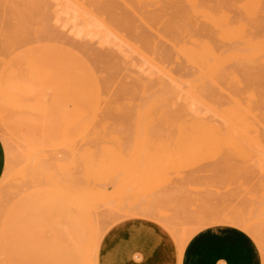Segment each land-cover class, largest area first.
Returning <instances> with one entry per match:
<instances>
[{
	"label": "rangeland",
	"instance_id": "rangeland-1",
	"mask_svg": "<svg viewBox=\"0 0 264 264\" xmlns=\"http://www.w3.org/2000/svg\"><path fill=\"white\" fill-rule=\"evenodd\" d=\"M62 1L0 0V140L5 152V167L0 179V264H96V261L98 264H125L127 258H130L131 262L135 261L141 264L145 260L142 258L146 254L145 252L151 246L154 249V245L156 247L154 253L157 256L159 250H163L160 257H163L164 264H176L178 256L174 239L165 231L161 235L162 238L155 240L152 235V230L158 224L154 221L162 224L178 240L180 257L182 256L186 243L200 230L212 226H231L244 232L254 241L259 251L261 264H264V151H261V148H258L260 150L257 149L256 151L257 146H261L262 148L264 146V129L259 131V127H257V122L261 119L262 112L257 93L258 82L249 83L244 79L234 81L226 79L214 80V83L210 80L208 83V79H199L200 83L198 79L184 77L185 79L182 78V80H179L180 83L179 81H175V86L178 88L176 90V87H173L174 85L170 86L173 81L159 78L155 74V69L152 66L149 67V63L148 68L154 72L150 69H148L150 70L148 72L146 68L147 62L136 55L126 44L122 43L119 38V36L123 35L126 40L133 41L134 35L132 36L126 30L119 27L115 30L118 31V34L120 32L119 35L108 29L107 24L111 25V23H114L118 25V20L113 18L118 19V12L121 14L125 11L122 3L119 5L117 2L118 7L115 4L114 13L116 15L114 14L113 18L110 17L113 15L103 18V23L106 24L107 28L98 25L99 27H94L93 30L92 26L86 25L87 22L70 8V4L67 1ZM64 1L68 4L66 5ZM177 1L178 6L183 1L184 3L181 6L184 5V7L188 8L187 10L186 8L183 9L187 12L191 11L189 6L185 4V0ZM206 1L202 0L201 2L214 6L218 11L232 19H242L249 23L251 29L254 28L252 29L253 31L256 33L259 32L258 34L264 33V0H238L239 2L236 0H226L227 2L225 0H223L224 2L222 0ZM246 1L248 5L251 4L250 7H248ZM253 4L256 9L253 7ZM247 8L252 10L250 14H248ZM148 12L150 14H158L157 9L154 7H150ZM235 15L238 16L236 17ZM45 21L47 22L45 23ZM193 21L194 18L191 22ZM89 28L91 31L88 30ZM139 28L141 29L139 31H144L143 33L148 34L152 39V35L147 28L145 29L144 27L143 29L140 24ZM117 36L118 38H116ZM158 46L162 50V46L160 44ZM39 48H45L47 51L41 49L42 52ZM37 50L42 52L39 55L43 58H39L37 54L40 52ZM44 52H52V54H43ZM53 52L56 54L53 55ZM57 53L61 54L60 56L66 62L65 64H68V67L65 66L66 73H63L65 74L64 79L62 78L66 83L63 84L64 87L62 88L65 90L64 94L63 92L61 93L63 97L59 94L54 97L52 86L47 80L49 78L48 74L58 68L55 61L56 58H59ZM63 55L65 57L67 56L66 58L69 57L68 61L69 59L73 61L69 63ZM122 60L126 66H123ZM41 61L49 64L47 68H43L45 63L42 62L43 65ZM69 64L73 66L70 68ZM86 64L88 66L92 65L90 68L93 72L95 71L94 73L97 72L95 74L97 76L95 84L97 86L99 84V86L98 89L96 88V91L94 90L96 96H92L93 99L94 97L96 98L95 102L94 100H90L92 97L86 95L88 93L90 95L93 93L94 95V91L91 92L88 89L89 87L86 86L88 83V80L85 81L86 75H84L86 74L85 71H87V67L84 70V65ZM116 64L121 67H117L119 70L116 69ZM174 66L177 69L179 67L178 65ZM113 68L116 70H113ZM126 70L127 73H125ZM140 70L143 71V73L141 71L142 76L139 72ZM117 71L118 73L120 72L119 74L117 73L119 76L117 74L114 75ZM144 71L148 73L146 72L144 74ZM150 72H153L155 76L153 74L151 75ZM129 73L134 74L131 75L133 77L129 76ZM82 74L84 79L81 77ZM125 75H127V78L122 77ZM134 76L137 77L135 78ZM76 78L80 80H76ZM104 78H107V81L106 79L105 81L108 83L105 84L103 82V84L105 85L104 87H109V91L107 90L108 88H105L108 93L103 91L104 87H102V82L98 83L100 80L97 81V79L104 80ZM142 78L145 80L143 81ZM132 79L135 80L132 81ZM45 81L47 82L45 83ZM182 82L187 85H185L188 87L187 89L185 88L187 92H193H189L187 95L185 91L184 95L186 94V96L183 95L184 97L182 96V99L179 100L178 97H181V94H176L175 90L181 92L182 89L181 93L184 92V84ZM101 84L102 86H100ZM111 84L113 85L112 87ZM127 84L130 87L132 86V89L128 87L124 88ZM189 84L193 89L189 90L191 88ZM215 84L218 88H216ZM83 85L88 87L85 90L89 92L82 90L85 88ZM115 85H117L118 93L123 94L117 93V90L114 89V87L116 88ZM121 85L123 86L119 89ZM138 85L141 87L136 90ZM167 86L171 88L168 89ZM45 88L47 89L46 92H49L47 93L48 95L44 92ZM165 88H167L166 91L175 88L171 92L173 91V95L177 97H174L171 93L170 96L164 90ZM124 90L128 94H124ZM154 91L156 93L152 94L151 92ZM158 92L161 94L164 93V96L157 94ZM49 94L52 95L49 96ZM79 94L85 97L88 96L86 99L92 101L89 104L93 106L92 108L94 110H90L91 106L90 109L88 108V100L85 102L88 105L83 103L84 100L82 99L84 97L79 96ZM97 94L99 96L106 95L101 96L102 99H100ZM58 96H60V101ZM189 96L193 99L197 96L194 100L195 103L188 101L190 99ZM56 97L62 103L59 107L63 105L65 107H63V111L60 109L61 113L57 111L59 110L58 108L56 110L54 108L55 104L57 106L56 99H54ZM46 98H50L49 103L54 102V112L57 111L61 115L60 119L57 117L59 115H57L56 120H60L62 125H60V121L58 120V122H49L50 116L47 117L48 120L45 117L49 115L47 114L49 113L47 112L48 109L53 111L51 108L52 104H50L51 106L49 108L48 101H44ZM63 100L65 103H63ZM235 100L238 101L236 102ZM150 103H155L154 105L152 104L154 107L152 105L150 106ZM82 104L90 110L91 115L89 111L87 113V108L83 110L85 107ZM203 104L211 106V110L218 112V116L226 115L223 114L224 112L227 115L230 114L231 111L228 112L229 109L226 110L227 107L233 109L232 107L236 106L234 109L238 110L235 111L233 109L232 114L229 115V117H232L229 119L236 120L235 117L237 116L238 118L237 114L239 112L241 115L244 114V117L242 116L241 118L244 123L240 124L236 120L238 123L234 121L233 125L235 124L236 126H229L230 129L234 127L238 131L241 128L237 129V127L247 124L246 126L249 125L251 127L247 129L248 127L246 128L245 126V129H247L246 135L241 131L240 133H238L239 131L235 133L238 134L241 140L245 135V140L251 136L252 143H254L253 138L255 139L257 137V139H263L262 142L261 140L257 142L256 139L254 143L256 148H254L255 146L252 147L254 148L253 151L251 148L249 150V147L246 145V140L245 144L241 143L247 147L243 149L253 152L239 153L240 151L235 152V149L228 146L229 141L225 137V142H222L217 137L219 140L217 143H223H220L223 148L220 146L221 149L218 151L213 150L215 143L211 145L212 152H208L209 148L206 151L203 149V144L208 142L201 141L199 144L201 147L195 146L200 148V150L196 149L198 152L194 151L199 154L184 153L183 144L187 148L185 149L187 152L189 149L186 145H188L190 137L187 141L186 139L182 140L181 136H183L182 134L185 130L191 134V129H189L191 127L189 125H193L191 123H194L198 128L199 125L201 127L203 126V122L202 124L199 123L202 120L204 122L205 120H209L207 121L209 123L210 121L215 122L218 118L216 114L215 116L213 115L214 112L211 110L209 111V115L206 112L209 109ZM150 107L151 109L149 110ZM95 109H98L97 112ZM137 109L139 111L138 114ZM140 109H143L142 111L144 112L140 111ZM202 110L206 113L203 114ZM65 111L68 113L66 114ZM145 111H147L146 114ZM245 112H248L249 116ZM140 113H144V116L141 114L143 117H140ZM198 114H201L203 117ZM193 115L198 119L193 120ZM52 116L54 115H51V118L55 119V116ZM62 116L66 118H62ZM88 116L90 118H87ZM211 116L212 118H210ZM221 116L219 118L223 117ZM213 117L216 118L215 121ZM253 117L256 118V123ZM219 118L218 121L229 123L228 118L225 117V120H220ZM226 119L228 120L226 121ZM83 120L85 124H83ZM142 120L143 122L141 124ZM163 120L164 122H162ZM191 120L197 121L199 124ZM94 121L95 124L93 123ZM58 123L60 125L59 127H63L62 129L57 128ZM102 123L103 125L104 123L106 124L104 129L102 128ZM184 123H189V131L186 128L187 125ZM219 123L217 121L214 124L212 123V127L214 128L217 125L218 127L223 126L225 128L227 125L232 124L229 123L226 125L224 123V125H221ZM138 124L143 126L141 127ZM148 124H151L150 127ZM181 125L185 126H183L182 130L180 128L178 130L177 126L180 127ZM89 126H92L93 129ZM259 126L261 128L260 124ZM206 127L209 130L211 128L209 125ZM229 127L227 126V130L230 131ZM47 128L53 131H47ZM72 128L73 130L75 129V132L77 131L75 134H73ZM144 130L145 132H143ZM227 130L225 128L224 131ZM229 131L222 132V135L223 133L226 136L227 133L230 135L234 134V131L232 134ZM242 131L245 130L243 129ZM50 132L51 134L54 132L53 135L55 136L53 139L49 135ZM59 132H61V135L57 134ZM68 132V137H66ZM139 132L141 134L145 133L146 136L144 137ZM209 132L212 137L218 136L214 132L212 134V131ZM174 134L177 138H174ZM180 134L181 136H179ZM202 134L205 137L203 139H207V141L211 140V137L207 138L209 135L207 134L206 136L205 131ZM58 135L61 136L59 140ZM140 136L141 138H139ZM191 136L193 135L191 134ZM238 136L237 138H239ZM178 137L181 139L179 140ZM250 138L248 140L249 144H251ZM212 140L214 141V138ZM234 140L231 141L233 142ZM236 140L235 143H238V139ZM231 141L229 144L232 143ZM193 143L189 144L193 145ZM217 143L215 146L219 148V144ZM226 143L229 148L227 146L224 147ZM195 144L198 143L196 142ZM234 145L232 144L231 146L233 147ZM236 146L233 148H238L242 145ZM73 147L74 150H72ZM76 147L78 148L77 150ZM204 147H207V144ZM80 148L81 151L78 152ZM230 148L234 152H231ZM57 149L59 154L58 151H55ZM228 149L229 152H227ZM202 150H205V152L200 153ZM87 151L91 155H87L89 154ZM92 155L95 158H92ZM54 157L56 158V165H51L50 163L55 162ZM62 157L65 158L61 159ZM86 157L88 158L85 159ZM89 157L92 159H89ZM53 158L54 161H51ZM57 158L62 162L58 161ZM32 160L33 162H30ZM35 165L39 167L37 168ZM68 167H70V171ZM51 168L52 171H50ZM68 173L71 174L69 175ZM75 175L76 177H74ZM67 176L70 177L68 178ZM58 178L59 180L61 179V182L57 180ZM65 178L68 181L63 180ZM78 178L80 179L77 180ZM117 220L120 221L116 222ZM113 223L115 224L103 234ZM118 227L121 228V232L105 247L104 241L106 234L110 230ZM102 234L103 236L101 237ZM97 244V256L95 259Z\"/></svg>",
	"mask_w": 264,
	"mask_h": 264
},
{
	"label": "bare ground",
	"instance_id": "bare-ground-1",
	"mask_svg": "<svg viewBox=\"0 0 264 264\" xmlns=\"http://www.w3.org/2000/svg\"><path fill=\"white\" fill-rule=\"evenodd\" d=\"M62 1V0H61ZM65 1H67L69 4H70V8H72V10L74 11V12H76L77 13V15L79 14V16L80 17H82L83 19H84V21L85 22H87V24L86 25H90V26H92L93 27V30H94V27H96L97 28V26L99 25V26H103V27H106V24L105 23H103V18H105V16H109V15H113V16H110V17H114V9H115V4H117V6L116 7H118V3H119V5H120V3H122V5L124 6V8L123 9H125V11L123 12V13H121V14H119V12H118V15L119 16H117L118 17V19L117 18H113V19H115V20H118V25H116V24H114V23H111V25H109V24H107V27H108V29L111 31V32H115V33H117L118 34V31H115L116 30V28H121V29H124V30H126L129 34H131L133 37H134V40L133 41H129V40H126V38L122 35V36H119V38L121 39V41H122V43H124V44H126L133 52H135V54L136 55H138L139 57H141V59L142 60H144L145 62H147L146 64H147V66H146V68H147V70L148 69H150V68H148V63L150 64L149 65V67L150 66H152L153 67V69H155V74H157V76L159 77V78H161L162 80H169V81H173L172 83H171V85L170 86H173V87H176L175 85H176V82L175 81H179V80H182V78H195V79H198V82H200V80L201 79H208L209 81H208V83L210 82V80H212V83H214V80H226V79H230V80H240V79H244V80H246L247 82H249V83H256V82H258V89H257V93H258V96H259V100H260V104H261V107H262V112H261V119H259V121L257 122V120L255 121V119L256 118H254V121H255V123L257 122L258 123V125H257V127H259V131L262 129H264V33L263 34H258L259 32H255V31H253L252 29H254V28H252L251 29V27H250V25H249V23H247V22H245V21H243L242 19H232L231 17H229V16H227V15H225L224 13H221L220 11H218L214 6H212V5H210V4H205V3H203V2H201L202 0H185V4L187 5V6H189V8L191 9V11L190 12H187L186 10L188 9L187 7H184V5L183 6H181L184 2L182 1V4L180 5V6H178L177 5V0H65ZM64 1V2H65ZM206 1V0H205ZM223 1V0H222ZM226 1V0H225ZM236 1H238V0H236ZM248 1V0H247ZM246 1V3H247V5H248V2ZM63 2V1H62ZM118 2V3H117ZM207 2V1H206ZM211 2V1H210ZM224 2V1H223ZM222 2V3H223ZM227 2V1H226ZM239 2V1H238ZM263 2V1H262ZM66 3V2H65ZM68 3H66V5L68 4ZM264 3V2H263ZM217 5H218V3H217ZM247 5L246 4H244V6L245 7H247ZM250 5L251 4H249L248 5V7H250ZM264 5V4H263ZM255 5L253 4V7H254ZM259 6V5H258ZM257 6V7H258ZM150 7H154V8H156L157 9V13L158 14H150L148 11L150 10ZM253 7H251V9H253ZM62 8V7H61ZM120 8H122V7H120ZM183 8H186V10L185 9H183ZM255 8V7H254ZM248 9V14H250V12L252 11V10H250V8H247ZM256 9V8H255ZM263 9V8H262ZM117 10H118V8H117ZM155 10V9H154ZM246 10V9H245ZM233 11H234V9H233ZM255 11V10H254ZM67 13H69L68 11H67ZM75 13V14H76ZM117 13V12H116ZM72 14H74L73 12H72ZM72 14H71V16H72ZM69 15V14H68ZM116 15V14H115ZM236 16V15H235ZM238 16V15H237ZM236 16V17H237ZM74 17H76L75 15H74ZM79 17V18H80ZM194 18V21L193 22H191L192 21V19ZM78 19V18H77ZM109 19V18H108ZM83 21V22H84ZM112 21V20H111ZM47 21H45V23H46ZM115 22V21H114ZM44 23V24H45ZM115 23H117V22H115ZM140 25H142V27H143V29H144V27H145V29L147 28L148 29V31L150 32V34L152 35V39L149 37V35L148 34H144L143 32H141V31H139V30H141L140 28H139V24ZM81 24V23H80ZM98 26V27H99ZM91 27V28H92ZM106 27V28H107ZM46 28V27H45ZM258 29H260V28H258ZM89 31H91L90 30V28L88 29ZM261 30H262V28H261ZM260 31V30H259ZM264 31V30H263ZM148 32V33H149ZM260 32H262V31H260ZM113 34V33H112ZM117 34H115V35H117ZM119 34H120V32H119ZM118 34V35H119ZM46 36V35H45ZM40 37H41V35H40ZM43 38V37H42ZM116 38H118V36L116 37ZM115 38V39H116ZM118 40V39H117ZM160 44V46H162V50H160V48H159V45ZM123 46V45H122ZM124 47V46H123ZM145 48V49H144ZM41 49H43V48H41ZM40 48H39V50L40 51H42ZM44 50H46L45 48L43 49V51ZM38 51V50H37ZM36 51V52H37ZM40 51H38V52H40ZM42 51V52H43ZM47 51V50H46ZM131 51V52H132ZM37 52V53H38ZM42 52H40V53H38L37 55L39 56V58L41 57V58H43L42 56H40L41 55V53ZM49 53L50 54H52V52H48V53H46V52H44L43 54H47V55H49ZM40 54V55H39ZM54 54H56V53H54L53 52V55ZM58 54V53H57ZM36 55V57L38 58V56ZM59 55V56H58ZM58 55H56V56H58L59 58H56V57H54V58H56L55 59V61H56V64L58 65V68H56V66H55V68H56V70H54V71H52V73H49L48 74V77L50 78H48L47 80L49 81L48 83L52 86V90H53V94H54V97L56 96V95H61V93L63 92V94H64V92H65V90L64 89H62L64 86H63V84L65 83V81L63 80L64 78V75L65 74H63V73H66V71H65V66L66 67H68V64L66 65L65 63V61H64V59L62 58V56H60L61 54H58ZM63 57L65 58V60H67L68 61V58H66L64 55H63ZM36 58V59H37ZM63 59V61H62V59ZM51 59V58H50ZM38 60V59H37ZM43 60V59H42ZM46 60V59H45ZM47 60H48V58H47ZM52 60H54L53 58H52ZM39 61V60H38ZM59 61H61L60 63H59ZM73 61V60H71V59H69V63H71V62ZM78 61V60H77ZM81 61V60H80ZM108 61V60H107ZM126 61V60H125ZM43 61H41V63H42ZM50 62V61H49ZM48 62V63H49ZM79 62V61H78ZM89 62V61H88ZM87 62V63H88ZM43 63H45V62H43ZM42 63V64H43ZM77 63V62H76ZM90 63V62H89ZM109 63V62H108ZM122 63H123V60H122ZM122 63H121V65H122ZM125 63V62H124ZM123 63V64H124ZM141 63V62H140ZM52 64V63H51ZM55 64V63H54ZM65 64V65H64ZM73 64V63H72ZM91 64V63H90ZM145 64V63H144ZM44 65V64H43ZM46 65V66H45ZM45 65H44V67L43 68H47V65H49V64H47V62L45 63ZM53 65V64H52ZM63 65H64V67H63ZM75 65V64H74ZM78 65V64H77ZM87 65V64H86ZM86 65H84L85 66V68H84V70H86V67H87V71H85L86 72V74H84V75H86V80L85 81H87L88 83H87V85L86 86H88V87H86V86H84L83 85V87H85V88H83L82 90H84V92H86V91H88V90H85V89H90V91L91 92H93L94 90L96 91V88L98 89V86H99V84H98V86L95 84V79H96V77L97 76H95V74L97 73H94L93 72V70L90 68V66H92V65H90V66H86ZM108 65V64H107ZM106 65V66H107ZM117 65V64H116ZM173 65H178L179 67H178V69L175 67H173ZM69 66H70V64H69ZM71 66H73V65H71ZM71 66H70V68H71ZM113 66H114V64H113ZM123 66H126V64H124ZM41 67H42V65H41ZM52 67V66H51ZM63 67V68H62ZM121 68V67H119L118 65L116 66V69L117 70H119L118 68ZM49 68V67H48ZM54 68V67H53ZM53 68H51L52 70H53ZM69 68V69H70ZM75 68V67H74ZM134 68V67H133ZM146 68H145V70H146ZM40 69V68H39ZM67 69V68H66ZM76 69V68H75ZM81 69V68H80ZM83 69V68H82ZM115 68H113V70H114ZM115 69V70H116ZM68 70V69H67ZM73 70V69H72ZM122 70V69H121ZM121 70H120V72H121ZM139 70V69H138ZM144 70V69H143ZM150 70H152V69H150ZM150 70H148V72L150 71ZM68 71H70V70H68ZM81 71V70H80ZM100 71V70H99ZM98 71V72H99ZM141 71L142 70H140L139 72H140V74H141ZM153 71V70H152ZM75 72V71H74ZM84 72V71H83ZM113 72V71H112ZM119 72V73H120ZM122 72H124L123 70H122ZM147 72V71H146ZM145 71H144V74L146 73ZM147 72V73H148ZM154 72V71H153ZM153 72L151 73V75L153 74ZM118 73V71L117 72H115L114 73V75L115 74H117ZM118 73V74H119ZM125 73H127V70L125 71ZM132 73H133V71H132ZM142 73H143V71H142ZM80 74V73H79ZM83 74H82V76L81 77H83V79H84V76H83ZM117 74V76H119ZM122 74H124V73H122ZM130 74V73H129ZM143 74V75H144ZM155 74H153V76H155ZM81 75V74H80ZM131 75H134V74H130L129 76H131ZM150 75V76H151ZM139 77H141L142 76V74H141V76L140 75H138ZM153 76H152V79L154 80V78H153ZM72 77V76H71ZM112 77H114V76H112ZM121 77V76H120ZM122 77H126L127 78V75H125V76H122ZM121 77V78H122ZM131 77H133V76H131ZM130 77V78H131ZM135 78L137 77V76H134ZM63 78V79H62ZM73 78V77H72ZM120 78V79H121ZM145 78V77H144ZM158 78V79H159ZM184 78V79H185ZM62 79V80H61ZM66 79V78H65ZM79 79V78H78ZM77 78H76V80H78ZM105 79H106V81H107V78H104V80L103 79H97V81L98 80H100L98 83H101L102 82V84H103V82H105V84L106 83H108V82H106L105 81ZM157 79V78H156ZM195 79H193V80H195ZM200 79V80H199ZM76 80H74L75 82H76ZM80 80V79H79ZM113 80H114V78H113ZM117 80V79H116ZM131 80V79H130ZM135 80V79H134ZM133 79H132V81H134ZM142 80H143V78H142ZM145 80V79H144ZM143 80V81H144ZM162 80H160V81H162ZM62 82V86H61V82ZM85 81H84V84H85ZM205 81V80H204ZM47 81H45V83H46ZM74 82V83H75ZM186 82V81H185ZM197 82V81H196ZM195 82V83H196ZM228 82V81H227ZM73 83V82H72ZM78 83V82H77ZM80 83V82H79ZM97 83V82H96ZM179 83H180V81H179ZM201 83V82H200ZM208 83H207V85H208ZM66 84V83H65ZM89 84V85H88ZM102 84L100 85V86H102ZM110 84V83H109ZM132 84H134V83H132ZM144 84V83H143ZM152 84V83H151ZM153 84H154V82H153ZM163 84V83H162ZM182 84H184V82H182ZM196 84H199V83H196ZM75 85V84H74ZM78 85V84H77ZM120 85V84H119ZM131 85V84H130ZM169 85V84H168ZM186 84H184L183 85V87H184V92L183 93H181L182 92V89H181V92H178V91H176L178 88L176 87V90H175V93L176 94H178V93H180L181 94V97H178L179 98V100L180 99H182V96L184 95V93H185V91H186V94L188 93L189 94V92H193V91H189V92H187V90H185V88L187 89L188 87H186L185 86ZM190 85V84H189ZM251 85V84H250ZM255 85V84H254ZM105 85L103 84V86L102 87H104ZM113 85L111 84V87H112ZM116 86V88L114 87V89H116L117 90V93H118V89H117V85H115ZM122 86L123 85H121V87L119 88V89H121L122 88ZM136 86V85H135ZM149 86V85H148ZM148 86H147V88H148ZM155 86H156V84H155ZM193 86H194V84H193ZM196 86V85H195ZM215 86H216V84H215ZM101 87V88H102ZM129 88V89H132V86L130 87V86H128V84L126 85V87H124V88ZM139 87H141V86H139L138 85V87H137V89L136 88H134V89H136V90H138V88ZM151 87V86H150ZM181 87V86H180ZM190 87H191V85H190ZM68 88V87H67ZM70 88V87H69ZM73 88V87H72ZM105 88H108L107 90L109 91V87L107 86V87H104L103 88V91L106 93H108V91H106L105 90ZM123 88V89H124ZM167 88L169 89V88H171V87H168L167 86ZM167 88H165L164 90L166 91L167 90ZM216 88H218L217 86H216ZM74 89V88H73ZM146 89V88H145ZM173 89H175V88H173ZM173 89H171V90H173ZM190 89H193V87H191V88H189V90ZM202 89V88H201ZM220 89V88H219ZM11 90V89H10ZM46 88H45V90H44V92L46 93V95H48L47 93H49V92H46ZM48 90H50V89H48ZM62 90H64V91H62ZM76 90V89H75ZM81 90V89H80ZM113 90V89H112ZM126 90H128V89H126ZM171 90H169V91H166L167 93H171L172 95H173V91L171 92ZM221 90V89H220ZM241 90H242V88H241ZM61 91V92H60ZM67 91H69L68 89H67ZM72 91V90H71ZM95 91H94V95H93V93H91V95H90V93H88V94H86V95H88L89 97H92V96H96L95 95ZM98 92H99V90H97ZM101 91H102V89H101ZM110 91H111V89H110ZM121 92H123L122 90H120ZM125 91V90H124ZM157 91V90H156ZM156 91H154V92H151L152 94H155L156 93ZM180 91V90H179ZM224 91V90H223ZM223 91H221V92H223ZM60 92V93H59ZM89 92V91H88ZM160 92H161V89H160ZM164 92V91H163ZM69 93V92H68ZM71 93V92H70ZM78 93V92H77ZM80 93V92H79ZM102 93V92H101ZM111 93H112V91H111ZM111 93H109L110 95H111ZM127 92L125 91V93L124 94H126ZM142 93V92H141ZM214 93V92H213ZM224 93H226L225 91H224ZM62 94V95H63ZM75 94V93H74ZM74 94H73V96H74ZM84 94V93H83ZM100 94V93H99ZM99 94H97L98 96H99ZM104 94V93H103ZM114 94V93H113ZM118 94H123V93H118ZM128 94V93H127ZM143 94V93H142ZM157 94H161V93H157ZM171 94H170V96H171ZM180 94H179V96H180ZM186 94L184 95V96H186ZM187 94V95H188ZM50 95H52V94H49V96ZM61 95V96H62ZM66 95V94H65ZM106 95V94H105ZM105 95H103V96H105ZM135 95V94H134ZM149 95V94H148ZM162 96H164V93H162L161 94ZM194 95V94H193ZM212 95V94H211ZM72 96V95H71ZM76 96H77V94H76ZM79 96H82V94H79ZM88 96L87 97H85V96H82V97H84L82 100H84L83 101V103H85V102H87V100L88 99H86V98H88ZM101 96L102 95H100L99 97H100V99H102L101 98ZM102 96V97H103ZM141 96H143V95H141ZM147 96V95H146ZM169 96V97H170ZM174 96V95H173ZM176 96V95H175ZM174 96V97H175ZM183 96V97H184ZM190 96H191V94H190ZM189 96V97H190ZM204 96V95H203ZM63 97V96H62ZM65 97V96H64ZM78 97V96H77ZM167 97V96H166ZM173 97V98H174ZM177 97V96H176ZM188 97V96H187ZM195 97H197V96H195ZM194 97V99L192 98V97H190V99L188 100V99H186V100H188V101H192L191 103H195V98ZM249 97V96H248ZM45 98V97H44ZM47 98H48V96H47ZM44 99V101L45 100H47L48 102H47V104H49V108H50V104H52V109H53V111L52 110H50V109H48V111L47 112H49V113H47V114H49V115H47V116H45L46 118L48 117V116H50L49 118H50V120H49V122L50 121H57L56 120V116L57 115H59V116H57L59 119H60V114L59 113H61V111H63V109L65 108L64 107V105L63 106H61V107H59L62 103H60L59 101H60V96H58V99H59V101H58V99H57V97L56 98H54V99H56V103H57V106H56V104L54 105V102L53 103H49V100H50V98L49 99ZM74 98V97H73ZM106 98V97H105ZM186 98V97H185ZM96 98L94 97V99H93V97H92V99H90V100H94V102L96 101L95 100ZM191 99H193V100H191ZM205 99V98H204ZM233 99V98H232ZM235 99V98H234ZM65 100V99H64ZM63 100V101H64ZM73 100V99H72ZM81 100V101H82ZM86 100V101H85ZM159 100V99H158ZM184 101H185V99H183ZM55 101V100H54ZM67 101V100H66ZM92 101H89L88 100V104H89V102H92ZM99 101V100H98ZM106 101V100H105ZM187 101V102H188ZM194 101V102H193ZM204 101V100H203ZM234 101V100H233ZM236 102L238 101V100H235ZM80 102V101H79ZM126 102V101H125ZM153 102V101H152ZM155 102V101H154ZM189 102V104H191ZM63 103H65V101L63 102ZM67 103V102H66ZM101 103V102H100ZM197 103V102H196ZM206 103V102H205ZM68 104H69V102H68ZM88 104H86L85 103V105H88ZM93 104H95V103H93ZM98 104V103H97ZM153 105L155 104V103H152ZM151 103H150V106L152 105ZM53 105H54V108H55V110L58 108L59 110H57V111H59V113L57 112V111H55L54 112V108H53ZM75 105V104H74ZM112 105V104H111ZM152 105V106H153ZM196 105V104H195ZM203 105H206L205 107L206 108H208L209 110L208 111H206V112H208V114H209V111L211 110V106H209V105H207V104H203ZM237 105V104H236ZM56 106V107H55ZM82 106H83V104H82ZM89 107V109H90V104L88 105ZM98 106V105H97ZM140 106V105H139ZM147 106V105H146ZM193 106V105H192ZM202 106V105H201ZM209 106V107H208ZM238 106H239V103H238ZM64 107V108H63ZM79 107H81V106H79ZM83 107H85V109L83 108V110H86V106H83ZM93 106H91V109L90 110H94V108H92ZM147 107H149V106H147ZM154 107V106H153ZM211 107V108H210ZM231 107V106H230ZM236 107V106H235ZM235 107H232L233 109L235 108ZM241 107V106H240ZM88 108H87V113H88V111H89V113H90V110H88ZM97 108V107H96ZM111 108V107H110ZM188 108H189V106H188ZM195 108H196V106H195ZM194 108V109H195ZM198 108V107H197ZM203 108H204V106H203ZM224 108V107H223ZM241 108H243V107H241ZM60 109H61V111H60ZM67 109V108H66ZM82 109V108H81ZM151 109V107L149 108V110ZM214 109V108H213ZM229 109V110H228ZM231 108H228L227 107V109L226 110H228V112L229 111H231L230 112V114H232V110L233 109H231ZM97 110L98 109H95V111L97 112ZM143 110V109H142ZM141 109H140V111H142ZM149 110H147V111H149ZM189 110V109H188ZM197 110V109H196ZM206 110V109H205ZM235 111H237L238 109H234ZM51 111V112H50ZM147 111H145V114H146V112ZM166 111V110H165ZM198 111V110H197ZM203 111V110H202ZM211 111H213L212 113H213V115L215 116V114L217 115L218 114V112H216L215 110H211ZM247 111V110H246ZM86 112V111H85ZM92 112V111H91ZM95 112V113H96ZM138 109H137V114H138ZM142 112H144V111H142ZM190 112V111H189ZM194 112V111H193ZM206 112H204L203 111V114H205ZM55 113H56V115H55ZM65 113H66V111H65ZM68 113V112H67ZM66 113V114H67ZM195 113H196V111H195ZM212 113H211V115H212ZM246 113V112H245ZM54 115L55 116V119H53V118H51V115ZM65 114V115H66ZM85 115H87L86 113H84ZM83 114V115H84ZM92 113H90V115H91ZM141 114L144 116V113H140V117H143V116H141ZM190 114H193V113H190ZM207 114V115H208ZM223 114H226V115H224L226 118H230V117H232V116H230L229 117V115L230 114H228L227 115V113H223ZM237 114V113H236ZM247 115H248V112L246 113ZM260 114V113H259ZM69 115V114H68ZM89 115V114H88ZM197 115V114H196ZM199 115V114H198ZM201 115V114H200ZM199 115V116H200ZM210 115V114H209ZM238 118H237V116L235 117L236 118V120H238V122H240V124L241 123H244V122H242L243 120H241V118H242V116L244 115H241L239 112H238ZM54 116H52V117H54ZM168 116H170V115H168ZM192 116V115H191ZM198 116V117H199ZM202 116V115H201ZM218 116V115H217ZM221 116V115H220ZM220 116H218V118L220 117ZM223 116V115H222ZM221 116V117H222ZM223 116V117H224ZM228 116V117H227ZM240 116V117H239ZM249 116V115H248ZM63 117H65V116H62V118ZM95 117V116H94ZM137 117V116H136ZM146 117V116H145ZM148 117V116H147ZM193 117H194V115H193ZM203 117V116H202ZM201 117V118H202ZM219 118L220 120L221 119H224L225 120V117L224 118ZM244 117V116H243ZM251 117V116H250ZM66 118V117H65ZM87 118H90V116H88ZM165 118V117H164ZM206 118L208 119V117L206 116ZM210 118H212V116L210 117ZM218 118H217V120H216V118H214L213 117V120L215 121H217V123H219L220 121H218ZM240 118V119H239ZM248 118V117H247ZM53 119V120H52ZM142 119V118H141ZM145 119V118H144ZM168 119V118H167ZM166 119V120H167ZM184 119H186V118H184ZM194 119H198V118H196V117H194L193 118V120ZM202 119H204V118H202ZM228 119H226V121L228 120ZM47 120H48V118H47ZM65 120V119H64ZM81 120V119H80ZM85 120V119H84ZM84 120H83V124H85V122H84ZM88 120V119H87ZM94 120V119H93ZM137 120V119H136ZM136 120H135V122H136ZM186 120H189V119H186ZM193 120H191L192 122H196L197 123V121H193ZM236 120H234V121H236ZM250 120V119H249ZM58 121H60V120H58ZM57 121V122H58ZM86 121V120H85ZM169 121V120H168ZM168 121H167V123H168ZM190 121V122H191ZM199 121H200V118H199ZM207 121H209V120H207ZM207 121L205 120V122L202 120L201 122H199L200 124H202V122H203V126H205L206 124H208L210 127H208V128H210V130L209 129H207V127L206 126H208V125H206L205 127H201L200 125L198 126V128H197V125L195 124L194 125V123H191V124H193V125H189V123L187 124H185V125H187L186 126V128H187V130H188V127L190 126L191 128H189V129H191V130H193V131H191L190 130V132H191V134L193 135V136H191V134L189 133V132H187L186 130H185V132L182 134L180 131H179V133H181L183 136H181V134L179 135V136H181V138H182V140H187L189 137V139H190V141H189V143L190 144H192L193 143V140H194V143H193V145H190L187 141L189 140H187L186 142L188 143V145H186V147H188V151L186 152L185 151V149H187V148H185V145L183 144V142H182V144H183V146H184V153H186V154H188V153H192V154H194L195 152L194 151H196V152H198L197 150L199 149L200 150V148H197V147H195V146H199V144H200V142L202 141V142H208V143H204L203 144V149H207L208 150V148H209V150H208V152L209 151H211L212 152V146L211 145H214L213 143H215V145H216V143L217 142H219V140H218V138L217 137H219V139L222 141V142H225L226 140L227 141H231V140H234L231 144H229V142H228V146H230L232 149H235V152H239V153H241V152H246V153H249L250 151V148H251V150H253L254 151V148H256V145H254V143H255V141H256V139L258 138H253V142L254 143H252V140H251V136L249 137L250 138V140H251V144H253V146H251V144H249V138L248 139H244L245 138V135H246V130L247 129H249L250 127H249V125L248 126H246V128L247 129H245V126L244 125H242L241 127L239 126V127H237V129L238 128H243L245 131H242L241 129L240 130H238V131H236L235 129H234V127L233 128H231L230 129V127H232V126H234L233 125V120H230L229 119V123H232L231 125H227V124H229V123H225L228 127H229V129H230V131L229 130H227L228 128H227V126L225 127L226 128V130L227 131H224L225 130V128L223 127V126H215L214 128L212 127V123L214 124L215 122H209V123H207ZM232 121V122H231ZM253 121V120H252ZM252 121H250V122H252ZM47 122V121H46ZM142 122H143V120L141 121V124H142ZM162 122H164V120L162 121ZM237 122V121H236ZM237 122V123H238ZM55 123V122H54ZM66 123V122H65ZM92 123V122H91ZM90 123V124H91ZM94 124H95V121L93 122ZM92 123V124H93ZM106 123V122H105ZM104 123V125H103V123H102V128L104 129L105 127H106V124ZM136 123H138V122H136ZM139 123H140V119H139ZM160 123V122H159ZM199 123H197V124H199ZM221 123V125H224V123H222V121L220 122ZM219 123V124H220ZM236 123V124H237ZM246 123V122H245ZM53 124V123H52ZM86 124H87V122H86ZM89 124V125H90ZM211 124V125H210ZM259 124L261 125V128H260V126H259ZM45 125H47V124H45ZM50 125H51V123H50ZM54 125V124H53ZM55 125H56V123H55ZM60 125H62L61 124V121H60ZM59 125V123H58V125H57V128L60 126ZM66 125V124H65ZM82 125V124H81ZM135 125H137V124H135ZM134 125V126H135ZM139 126H141L140 124H138ZM151 125V124H150ZM150 125L148 124V126L150 127ZM185 125H181L180 127H178L179 126V124H178V126H177V128H178V130H179V128H180V130H182V128H183V126H185ZM189 125V126H188ZM31 126V125H30ZM52 126V125H51ZM50 126V127H51ZM77 126V125H76ZM143 126V125H142ZM141 126V127H142ZM147 126V125H146ZM145 126V127H146ZM195 126H196V128H195ZM236 126V125H235ZM255 126V125H254ZM89 127H91L92 128V126H89ZM94 127V126H93ZM140 127V128H141ZM202 129H201V128ZM218 127V128H217ZM256 127V126H255ZM46 128V127H45ZM48 128H49V126H48ZM47 128V131L48 130H50V129H48ZM52 128V127H51ZM53 128H54V126H53ZM56 128V127H55ZM61 127H59V129H60ZM63 128V127H62ZM61 128V129H62ZM95 128V127H94ZM101 128V127H100ZM116 128V127H115ZM146 128H148V127H146ZM171 128V127H170ZM176 128V129H177ZM185 128V129H186ZM193 128V129H192ZM204 128H206V129H204ZM221 128V129H220ZM222 128H224V129H222ZM236 128V127H235ZM65 129H67V128H65ZM80 129V128H79ZM79 129H78V132H79ZM93 129V128H92ZM196 129V131L194 132V130ZM199 129V130H198ZM203 129H204V131L206 132V136H207V134L209 135V136H207V138H210L211 140H208L207 141V139H203V138H205V137H203L202 135V133L204 132L203 131ZM218 129H219V131H218ZM233 129V130H232ZM252 129H253V126H252ZM10 130H11V128H10ZM71 130H73V128L71 129ZM137 130V129H136ZM140 130V129H139ZM138 130V131H139ZM141 130H142V128H141ZM198 130V131H197ZM212 131V134H213V132H214V134L218 131V133H216V134H218V136L216 135V136H214V137H212L211 136V133L209 132V131ZM217 130V131H216ZM235 130V131H234ZM46 131V132H47ZM50 131H53L52 129L50 130ZM55 131H56V129H55ZM58 131V130H57ZM67 131V130H66ZM69 131H70V129H69ZM189 131V130H188ZM200 131V132H199ZM230 132L231 134L233 133V131H234V134L233 135H230L229 133H227V136H226V134H224L225 132ZM240 131L242 132V133H245V135H244V137H243V142H242V140L240 139V137L238 136V134H236L235 132H238V133H240ZM74 132V133H73ZM73 134H75L76 132H75V129L73 130ZM143 132H145V130L143 131ZM199 132V133H198ZM202 132V133H201ZM220 132V133H219ZM222 132H224L223 133V135H222ZM37 133V132H36ZM53 133L54 132H52V134H51V132H50V134L49 135H51V137H52V139H53V137L55 136V135H53ZM86 133V132H85ZM140 133V132H139ZM153 133V132H152ZM152 133H150V134H152ZM187 133V134H186ZM189 133V134H188ZM210 133V134H209ZM263 133V132H262ZM46 134V133H45ZM55 134H56V132H55ZM57 134H60L61 135V132H59V133H57ZM69 134V132L66 134V137H68L67 135ZM94 134H95V132H94ZM138 134V133H137ZM141 134V133H140ZM139 134V135H140ZM148 134V133H147ZM197 134V135H196ZM235 134H236V137H235ZM53 135V136H52ZM93 135V134H92ZM138 135V136H139ZM141 135H144V137L146 136V134L144 133H142ZM157 135V134H156ZM196 135V136H195ZM256 135H257V133H256ZM261 135V134H260ZM59 136V135H58ZM148 136H149V134H148ZM154 136H155V134H154ZM196 138H195V137ZM202 136V137H201ZM222 136V137H221ZM230 136H231V138H230ZM233 136V137H232ZM237 136L239 137V138H237ZM249 136V135H248ZM264 136V135H263ZM49 137V136H48ZM56 137H57V135H56ZM65 137V138H66ZM152 137V136H151ZM193 137V138H192ZM224 137H225V139H224ZM229 137V138H228ZM256 137V136H255ZM45 138V137H44ZM43 138V139H44ZM61 138V136H59V138H58V140ZM65 138H63V139H65ZM113 138V137H112ZM139 138H141V136L139 137ZM174 138H177V137H175V134H174ZM179 138V137H178ZM181 138H179V140L181 139ZM198 138V139H197ZM212 138H214V141L212 140ZM229 140H228V139ZM234 138V139H233ZM46 139V138H45ZM198 141H197V140ZM216 139H217V141H216ZM223 139V140H222ZM236 139H238V143H235V141H237ZM241 141H240V140ZM54 140H56V139H54ZM57 140V141H58ZM71 140V139H70ZM145 140V139H144ZM143 140V141H144ZM175 140H177V139H175ZM225 140V141H224ZM259 140H261V142H262V140L263 139H257V142H259ZM46 141H47V139H46ZM178 141V140H177ZM210 141H212L211 143H209ZM240 141V142H239ZM245 141H246V145L249 147V150H245V149H243V148H247L244 144H245ZM44 142V141H43ZM75 142V141H74ZM179 142V141H178ZM185 142V144H187ZM198 143V144H195V143ZM222 142H220V143H222ZM263 142H264V140H263ZM220 143H217V144H219V148H218V146H215L214 145V147H213V150L214 151H218V150H220L221 148H220V146H222ZM240 143V144H239ZM241 143H244V144H241ZM46 144V143H45ZM72 144V143H71ZM70 144V145H71ZM80 144V143H79ZM206 144H207V147H204V146H206ZM223 144V143H222ZM234 145V144H236V145H234V146H236V147H238V145H242V146H239L238 148H239V150L237 151V149L238 148H233L231 145ZM262 144V143H261ZM261 144H257V145H261ZM264 144V143H263ZM202 145V144H201ZM225 146L224 147H226L227 146V143L226 144H224ZM110 146V145H109ZM190 146H192V147H190ZM227 146V148H229ZM255 146V147H254ZM57 147H58V145H57ZM167 147V146H166ZM190 147V148H189ZM195 149H194V148ZM199 147H201V146H199ZM240 147H242V149L244 150H242V149H240ZM252 147H254V148H252ZM47 148V147H46ZM64 148V147H63ZM107 148V147H106ZM193 149V152H192V149ZM215 148V149H214ZM217 148V149H216ZM222 148H223V146H222ZM227 148H226V150H227ZM230 148V151L232 152L233 150ZM258 148H261L262 150L261 151H264V146H263V148L261 147V146H257V148H256V151H257V149ZM61 149H62V147H61ZM61 149H59L60 151H61ZM65 149V148H64ZM78 148L76 147V150H77ZM197 149V150H196ZM202 149V148H201ZM211 149V150H210ZM38 150V149H37ZM54 150V149H53ZM63 150V149H62ZM72 150H74V147H73V149ZM86 150V149H85ZM205 150H202V151H200V153L201 152H205ZM206 150V151H207ZM258 150H260V149H258ZM55 151H58V149L57 150H55ZM54 151V152H55ZM68 151V150H67ZM81 151V148H80V150L78 151V152H80ZM160 151V150H159ZM182 151V150H181ZM189 151H191V152H189ZM249 151V152H248ZM252 151V152H253ZM75 152V151H74ZM73 152V153H74ZM227 152H229V149H228V151ZM234 152V151H233ZM252 152H250V153H252ZM47 153V152H46ZM53 153V152H52ZM68 153V152H67ZM87 153H89L88 151H87ZM56 154V153H55ZM54 154V156L56 157V155ZM58 154H59V151H58ZM60 154H61V152H60ZM63 154V153H62ZM70 154V153H69ZM72 154V153H71ZM75 154V153H74ZM74 154H73V156H74ZM77 154V153H76ZM85 154V153H84ZM113 154V153H112ZM171 154V153H170ZM195 154H199V153H195ZM87 155H91L90 153L89 154H87ZM44 156V155H43ZM49 156V155H48ZM58 156V155H57ZM66 156V155H65ZM67 156H71V155H67ZM81 156V155H80ZM234 156H235V154H234ZM244 156V155H243ZM51 157V156H50ZM52 157H53V155H52ZM54 157V158H55ZM59 157V156H58ZM75 157V156H74ZM73 157V158H74ZM83 157V156H82ZM92 158L94 157L93 155L91 156ZM117 157V156H116ZM149 157V156H148ZM186 157V156H185ZM47 158V157H46ZM54 158L53 159H51V161H54ZM65 157H62L61 159H64ZM69 158V157H68ZM79 158V157H78ZM88 157H86L85 159H87ZM92 158H90L89 157V159H92ZM95 158V157H94ZM99 158V157H98ZM97 158V159H98ZM129 158V157H128ZM71 159H72V157H71ZM84 159V160H85ZM102 159V158H101ZM121 159V158H120ZM137 159H138V157H137ZM142 159H144V158H142ZM190 159V158H189ZM34 160V159H33ZM33 160L32 161H30V162H33ZM46 160V159H45ZM44 160V161H45ZM57 160H58V158H57ZM68 160V159H67ZM99 160V159H98ZM154 160V159H153ZM166 160V159H165ZM43 161V160H42ZM46 161H48V160H46ZM50 161V162H51ZM58 161H61L60 159L58 160ZM90 161V160H89ZM101 162H102V160H100ZM113 161V160H112ZM129 161V160H128ZM139 161V160H138ZM148 161V160H147ZM146 161V162H147ZM196 161V160H195ZM29 162V163H30ZM62 162V161H61ZM69 162V161H68ZM88 162V161H87ZM180 162V161H179ZM190 162V161H189ZM44 163V162H43ZM43 163H42V165H43ZM56 163V158H55V162H53V163H50L51 165L52 164H55ZM58 163V162H57ZM72 163V162H71ZM142 163H143V161H142ZM23 164H24V162H23ZM60 164V163H59ZM122 164V163H121ZM126 164V163H125ZM144 164V163H143ZM189 164V163H188ZM19 165H20V163H19ZM30 165V164H29ZM39 165V164H38ZM56 165V164H55ZM73 165H74V163H73ZM106 165V164H105ZM141 165V164H140ZM32 166V165H31ZM36 166V165H35ZM41 166V165H40ZM47 166V165H46ZM45 166V167H46ZM70 166V165H69ZM143 166V165H142ZM145 166V165H144ZM34 167V166H33ZM37 167V166H36ZM39 167V166H38ZM37 167V168H38ZM50 167H52V166H50ZM49 167V168H50ZM100 167V166H99ZM121 167V166H120ZM132 167V166H131ZM153 167V166H152ZM53 168V167H52ZM52 168H51V170L50 171H52ZM54 168H55V166H54ZM56 168H57V166H56ZM69 169V171H70V167H68ZM118 168V167H117ZM144 168V167H143ZM35 169V168H34ZM40 169V168H39ZM63 169V168H62ZM141 169V168H140ZM44 170V169H43ZM42 170V172H44ZM46 170V169H45ZM49 170V169H48ZM56 170V169H55ZM59 170V169H58ZM102 170V169H101ZM114 170V169H113ZM153 170V169H152ZM37 171V170H36ZM57 171V170H56ZM104 171V170H103ZM111 171V170H110ZM168 171V170H167ZM40 172V171H39ZM55 172V171H54ZM60 172V171H59ZM137 172V171H136ZM142 172V171H141ZM46 173V172H45ZM57 173V172H56ZM56 173H54V174H56ZM62 172H60V174H61ZM35 174V173H34ZM65 174H67V173H65ZM69 175L71 174V173H68ZM73 174V173H72ZM145 174V173H144ZM28 175H30V174H28ZM40 175V174H39ZM47 175V174H46ZM45 175V176H46ZM62 175H63V173H62ZM128 175V174H127ZM72 176V175H71ZM111 176H112V174H111ZM43 177H44V175H43ZM47 177V176H46ZM55 177V176H54ZM53 177V178H54ZM66 177V176H65ZM68 177V176H67ZM70 177V176H69ZM68 177V178H69ZM74 177H76V175L74 176ZM108 177V176H107ZM34 178V177H33ZM56 178V177H55ZM63 178V177H62ZM73 178V177H72ZM50 179V178H49ZM67 178H65V179H63V180H65V181H68V180H66ZM80 178H78L77 180H79ZM119 179V178H118ZM57 180H59V178L57 179ZM61 180V179H60ZM59 180V181H60ZM62 180V181H63ZM73 180V179H72ZM75 180V179H74ZM36 181V180H35ZM58 181V182H59ZM61 182V181H60ZM59 182V183H60ZM76 182V181H75ZM40 184V183H39ZM57 184V183H56ZM63 184V183H62ZM67 184V183H66ZM77 184V183H76ZM24 185V184H23ZM61 185V184H60ZM80 185V184H79ZM27 187H28V185H27ZM62 187H64V186H62ZM15 188V187H14ZM31 188H33V187H31ZM98 188V187H97ZM67 192V191H66ZM118 221V220H117ZM95 260V259H94ZM96 263V262H95Z\"/></svg>",
	"mask_w": 264,
	"mask_h": 264
},
{
	"label": "crops",
	"instance_id": "crops-1",
	"mask_svg": "<svg viewBox=\"0 0 264 264\" xmlns=\"http://www.w3.org/2000/svg\"><path fill=\"white\" fill-rule=\"evenodd\" d=\"M4 167L5 152L3 144L0 140V179L4 172ZM120 220L116 222H119ZM154 222L158 224V226L154 227L152 230V235L155 240L162 238L161 235L165 231L168 232L174 239L178 256V261L176 260V264H261V259L256 244L247 234L238 230L237 228L231 226H212L200 230L186 243L182 256L180 257L178 250V240L162 224H160L158 221ZM115 223L110 225L103 232V234L108 231ZM120 232V227L110 230L106 234L104 246L107 247L115 239V237L119 235ZM98 244L96 247L95 259L97 256ZM155 249L156 247L154 245V249L151 246L147 252L144 251L146 254L143 253L144 256L142 258L145 260L141 264H164L163 257H160V254L163 250H159L157 256V254L154 253ZM96 264H98L97 261ZM125 264L139 263L135 261L131 262L130 258H127Z\"/></svg>",
	"mask_w": 264,
	"mask_h": 264
}]
</instances>
